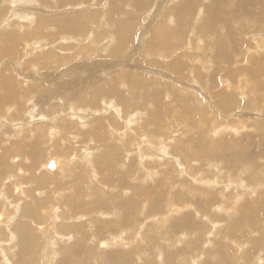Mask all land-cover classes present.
<instances>
[{
    "label": "bare ground",
    "instance_id": "obj_1",
    "mask_svg": "<svg viewBox=\"0 0 264 264\" xmlns=\"http://www.w3.org/2000/svg\"><path fill=\"white\" fill-rule=\"evenodd\" d=\"M90 1L0 0V264H264V0L66 8ZM128 2L140 19L153 6L140 32ZM173 9L193 38L162 46L154 21ZM33 102L41 124L10 142Z\"/></svg>",
    "mask_w": 264,
    "mask_h": 264
},
{
    "label": "rangeland",
    "instance_id": "obj_2",
    "mask_svg": "<svg viewBox=\"0 0 264 264\" xmlns=\"http://www.w3.org/2000/svg\"><path fill=\"white\" fill-rule=\"evenodd\" d=\"M92 2V3H91ZM95 2V0L94 1H90V3H87V4H84L82 7L80 6V7H71L72 5H70V6H67L66 8H68L69 9V11H73V12H79V11H84V10H87V11H89V10H91V9H97L98 7V9H100V10H104V8L103 7H100L99 5H98V3H94ZM96 2H98V1H96ZM156 2H157V0H156ZM156 2H153V3H156ZM94 4V5H93ZM91 7H90V6ZM126 6H125V10H123V13H120L121 14V17L125 20L126 18H127V13H131L132 14V17H135V16H137V15H139V20H140V22H139V29H138V31L140 32V30H141V28H143V26H145V24H147V22H148V19L150 18V15H151V10H152V7L153 6H150L149 8L147 7L143 12H142V14H141V19H140V12H137L136 10H134V8H131V4H130V2H128V3H126L125 4ZM152 5H154V4H152ZM94 6V7H93ZM26 7V6H25ZM83 7H84V9H83ZM127 7V8H126ZM25 9V8H24ZM78 10V11H77ZM150 10V12H148ZM58 11H59V9H58ZM128 11V12H127ZM147 12V15H146V12ZM174 11V9L173 10H171V12H173ZM60 12V11H59ZM126 12V13H125ZM170 12V14H169V16H164L163 17V14L162 13H160L158 16H157V18H155L156 20L154 21L155 23H156V25H157V27L158 28H160L161 26L159 25V24H161L163 27H162V29H161V31H159V33L158 32H156L157 34H156V38L157 39H159V40H161V41H163V43H161V45L163 46L164 44H165V40L166 39H171L170 41H168V42H166V43H170V45H171V47H173L174 45H176L178 42L179 43H181L182 42V39H183V41H186V38H190V39H192L193 37H192V33H191V26L189 25V27L188 26H184L185 28H183V26H180L178 23H177V16H176V13L175 12H173V13H171ZM171 15V16H170ZM174 19H176V21L174 20ZM151 22V21H150ZM102 23H103V25H102V28H101V30H103V31H109L110 33L112 32V29H111V24L110 23H108L107 22V20H106V18L104 17L103 18V21H102ZM149 23V22H148ZM173 24V25H172ZM168 25H170L171 26V28H170V26H168ZM156 26H155V30H156V28H157ZM178 27V28H177ZM181 27V28H180ZM154 28V27H153ZM157 28V29H158ZM187 28V29H186ZM110 29V30H109ZM173 29H175V30H173ZM183 29V34H182V31L181 30ZM163 31H164V33H163ZM165 31H166V33H167V37L165 36ZM175 31V32H174ZM185 31V32H184ZM170 32H172V33H170ZM178 32V33H177ZM149 33V32H148ZM148 33H147V37H145L144 39H145V41H147L148 40ZM174 33V34H173ZM139 33L137 32V34H136V36H139L138 35ZM150 34V33H149ZM164 34V35H163ZM182 34V35H181ZM174 36H176V37H174ZM165 37H166V39H165ZM169 37V38H168ZM181 41V42H180ZM173 42H174V44H173ZM94 45V44H93ZM116 45V41L114 40V41H112L111 43H110V45L108 46V48H111V46L113 47V46H115ZM183 45V44H182ZM100 49H101V47H100ZM39 53L40 51H37V50H35L34 52H31V51H27V53L28 54H30V55H32L33 56V54L34 53ZM58 54H60V53H58ZM72 54H73V52H72ZM88 54H90V53H88ZM44 55V54H43ZM36 56H40V55H36ZM76 57H78V60L79 61H83L84 63H89V65H91L92 64V59H87V57H89V56H87V55H80V56H78V54L77 55H75ZM87 56V57H86ZM51 56H49V58L48 59H51L50 58ZM155 57V56H154ZM12 58H14V57H11L8 61H11L12 60ZM74 58V56L71 58L72 60V62H75V60L73 59ZM152 58V57H151ZM168 58V57H167ZM38 59V58H37ZM93 59L95 60V62H96V65H95V67H93L94 68V70L98 73V72H100L102 69H104L103 67H97V66H99V65H103V63L102 62H104V60L105 61H108L107 60V58H105V55H100V53H99V56H98V58L96 57V56H94L93 57ZM99 59V60H98ZM160 59H162V57H160ZM160 59H158V60H160ZM24 60V59H23ZM39 60H43V56H41V57H39ZM164 60H166V58H163V61ZM168 60H170L169 58H168ZM17 61V60H16ZM16 61L15 60H12L11 61V63H13L14 65L13 66H11L12 68H11V70H9L8 69V67L6 68L7 69V76H5V77H7V78H13V76H17V78L15 77V79H17V81L19 82V79H20V77L23 75V74H26V72L24 71V68H22V67H20L19 69L18 68H15L16 66H17V63H16ZM45 61L46 62H50V61H48L47 59H45ZM79 61H76V62H79ZM201 61V60H200ZM68 62V61H67ZM5 63L3 62V63H1L0 64V66L1 65H4ZM49 65V64H48ZM71 64H65V65H63L62 66V69H66V68H68L69 66H70ZM131 65H133V64H131ZM55 66H56V64H55ZM144 66V68H147V69H151V68H154V67H151V66H145V65H143ZM88 68H89V66H87ZM86 67V69L88 70V68ZM92 67V66H91ZM148 67H151V68H148ZM123 70H126L125 68H122ZM155 69V68H154ZM157 69H159V68H156L155 70H157ZM60 70H61V68H60ZM122 70V71H123ZM40 71H42V70H40ZM146 71H148V70H144V72H146ZM165 71V70H164ZM11 72V73H10ZM24 72V73H23ZM43 72V71H42ZM138 72H140V70H138ZM45 73H48V72H45ZM86 73V72H85ZM84 73V74H85ZM93 73H95V72H93ZM116 73V72H115ZM169 74V72H167V71H165V73H163V74ZM5 74V73H4ZM90 74H92L91 72H90ZM0 75H2V73L0 74ZM44 74H41V76H43ZM171 75V74H170ZM4 76V75H3ZM11 76V77H10ZM75 78V77H74ZM74 78L73 77H68L66 80H69V82H71V81H74ZM77 79H80V76L79 77H76ZM82 78H85V76H83ZM65 80V81H66ZM71 80V81H70ZM163 81L165 80L164 78L162 79ZM60 81H62V80H59V83H60ZM75 81H76V79H75ZM58 82V81H57ZM20 83V82H19ZM34 83V82H33ZM36 83V82H35ZM39 85H41V84H43L44 86L46 85V87L48 88H50V87H53V85H55V83H53V84H51V86L50 85H48L47 83L45 84V82H37ZM37 83L36 84H34V85H37ZM182 84L184 83V80L181 82ZM167 84H169V85H171L169 82L167 83ZM30 85H32V84H30ZM43 86V87H44ZM47 88H46V90H47ZM56 89V88H55ZM46 93V92H45ZM45 93H43V94H45ZM34 95V96H33ZM42 95V94H41ZM40 95V96H41ZM45 95H48V94H45ZM30 96H33V98L35 97V100L36 99H38L40 96L39 95H36L35 96V94L34 93H32V95H30ZM30 96H29V98H30ZM39 96V97H38ZM42 97H43V95H42ZM41 97V99H43ZM30 99H28L27 100V102L29 101ZM26 102V105L28 104ZM61 104H63L62 102L59 104V105H61ZM52 105V104H51ZM54 105H56V101L55 102H53V106ZM27 107H29V108H27ZM61 107V109L60 108H58L59 110H62L63 109V107H65V106H60ZM22 109H24L26 112L22 115V116H18L17 117V120H12L11 118H9L8 120H7V122H8V124H9V122H11L9 125H12V128H10V126H7V130H6V132L7 133H9V135L8 136H11V137H13V139H11L10 140V142L11 141H16L17 139V137H16V134H15V132H19V133H21V135H23L24 133H26L27 131H29V129H31V125L33 124V125H35L36 123H39V124H41V121H39L38 119H40L39 117V112H38V108L36 107V106H34V102L32 103V105H28V106H26L25 108H22ZM27 109H28V111H27ZM31 109V110H30ZM37 110V111H36ZM40 111H41V109H39ZM67 111V112H66ZM64 113V116H69V111L68 110H66ZM34 112V113H33ZM49 113H51V112H49ZM61 113V112H60ZM27 114L28 115H31V114H36V116H35V118H34V120H30V119H26L28 116H27ZM59 111L57 110V109H55V112H54V114L53 115H51V117H53L54 115V118H52V119H59L60 118V116H63L62 114H59ZM237 114V113H236ZM235 114V115H236ZM11 115H13V113H12V111H11V114H10V116ZM216 115H217V112H216ZM234 114H229V115H227V116H222L220 113H219V122H224V123H230V122H232V120H236L237 119V116H235ZM238 115V114H237ZM99 116H107V112L106 113H104L103 115H99ZM232 117V118H231ZM259 117V116H258ZM19 118V119H18ZM262 121H264V117H261L260 118ZM11 120V121H10ZM20 120V121H19ZM226 120V121H225ZM58 121V120H57ZM13 122H15V124L13 123ZM21 122V123H20ZM16 123L18 124V125H16ZM26 123H29V124H26ZM32 123V124H31ZM4 124V123H3ZM21 124V125H20ZM23 124V125H22ZM42 124H43V122H42ZM45 124V123H44ZM17 127H16V126ZM22 127V128H21ZM25 129H24V128ZM9 128V129H8ZM16 128V129H15ZM17 128L19 129V128H21V130H17ZM27 128H28V130H27ZM23 129H24V131H23ZM12 130V131H11ZM14 130V131H13ZM9 131V132H8ZM23 131V132H22ZM42 135V134H41ZM10 137V138H11ZM45 137L46 138H48V139H52L53 137L52 136H47L46 134H45ZM41 138H43V135H42V137ZM43 140V139H42ZM19 141V140H18ZM28 143H29V141H27ZM55 143V140H54V142H52V144H54ZM111 143H114V142H112L111 141ZM93 144H96L97 146H98V150H99V153L100 154H103V152H104V143H102V144H97V142L96 141H93V142H91V143H89L88 145L89 146H92ZM83 145H86V143L85 142H83V144L82 143H80V144H78V146H83ZM96 145H94V146H92V147H95ZM41 149H43L41 152V155L38 157V159L37 160H39L38 162H42V161H44L45 160V155H46V151L44 150V147L42 146L41 147ZM44 151V152H43ZM19 153L18 151H15V152H13V153H11L12 155H8L7 157H8V160L11 158L12 159V161H13V163L15 162V159L17 158V164L18 163H20L21 162V158H22V156H19L20 154H17ZM99 154H97V155H95V157H97ZM25 156V155H24ZM10 157V158H9ZM42 157V158H41ZM44 158V159H43ZM20 160V161H19ZM47 171V170H46ZM82 180H83V178H82ZM63 185V184H62ZM62 185H61V188H63L62 187ZM141 246L143 247V249L145 250L146 248V245H144V242H142L141 243ZM141 247V248H142ZM259 257H260V255H259ZM144 258V257H143ZM143 258H141V259H143ZM136 264V263H135Z\"/></svg>",
    "mask_w": 264,
    "mask_h": 264
}]
</instances>
